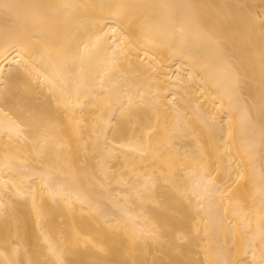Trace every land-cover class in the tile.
<instances>
[{
    "label": "bare ground",
    "instance_id": "1",
    "mask_svg": "<svg viewBox=\"0 0 264 264\" xmlns=\"http://www.w3.org/2000/svg\"><path fill=\"white\" fill-rule=\"evenodd\" d=\"M0 264H264V0H0Z\"/></svg>",
    "mask_w": 264,
    "mask_h": 264
}]
</instances>
